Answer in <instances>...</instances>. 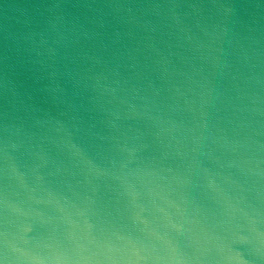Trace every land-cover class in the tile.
Instances as JSON below:
<instances>
[{
	"label": "water",
	"instance_id": "1",
	"mask_svg": "<svg viewBox=\"0 0 264 264\" xmlns=\"http://www.w3.org/2000/svg\"><path fill=\"white\" fill-rule=\"evenodd\" d=\"M0 264H264V0H0Z\"/></svg>",
	"mask_w": 264,
	"mask_h": 264
}]
</instances>
